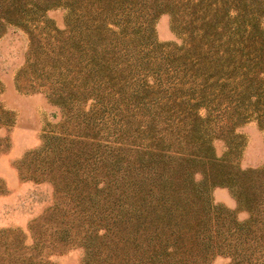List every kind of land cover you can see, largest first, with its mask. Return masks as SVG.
Listing matches in <instances>:
<instances>
[{
	"label": "trees",
	"instance_id": "trees-1",
	"mask_svg": "<svg viewBox=\"0 0 264 264\" xmlns=\"http://www.w3.org/2000/svg\"><path fill=\"white\" fill-rule=\"evenodd\" d=\"M55 7L62 29L44 18ZM161 14L178 43L156 41ZM9 25L28 36L15 90L60 113L22 154L32 167L13 166L54 196L23 264H47L33 258L54 240L82 247L84 264H264V169L211 146L238 154L236 126L264 131V0H0V37ZM14 120L0 100V130ZM214 186L247 217L213 204Z\"/></svg>",
	"mask_w": 264,
	"mask_h": 264
},
{
	"label": "rangeland",
	"instance_id": "rangeland-1",
	"mask_svg": "<svg viewBox=\"0 0 264 264\" xmlns=\"http://www.w3.org/2000/svg\"><path fill=\"white\" fill-rule=\"evenodd\" d=\"M66 17L67 12L62 7L51 8L44 13V18L59 29L65 27ZM153 29L157 42H179L170 29L167 14H161L156 19ZM27 45L28 36L23 29L6 26L0 37V100L6 108L13 111L15 121L10 129L0 130V160H4L2 170L6 167L12 169L14 166L21 174L32 167L31 164L28 165L29 154L24 159L23 156L20 159L21 155L26 150L40 147L45 140L44 136L49 130H54L60 117L58 108L47 102L41 93L23 94L14 88V73L23 66ZM18 83L21 87L27 85L28 81L23 74ZM234 134L239 136L238 142L242 144L238 154L235 151L227 153L225 142L214 138L211 141L214 156L227 159L240 170L264 169V131L250 120L236 126ZM13 152L16 153L15 156ZM27 182L26 185L22 182L18 187L14 185L10 188L5 178L0 176V264H23V252L38 237L36 231L43 232L42 227L37 226L38 219L54 199L53 190L47 182ZM210 199L213 204H221L234 210L238 220L247 217V212L237 207L226 187H212ZM28 214L36 216L33 218L35 220H30L32 217L27 219ZM43 238L44 243L45 240L48 241L45 233ZM48 244L37 250L39 256L33 258L35 261H46L47 264H84L82 247L70 243L61 244L56 240ZM227 261V258L218 255L207 264H226Z\"/></svg>",
	"mask_w": 264,
	"mask_h": 264
},
{
	"label": "crops",
	"instance_id": "crops-1",
	"mask_svg": "<svg viewBox=\"0 0 264 264\" xmlns=\"http://www.w3.org/2000/svg\"><path fill=\"white\" fill-rule=\"evenodd\" d=\"M15 121V120H14ZM14 125V124H13ZM16 155V153H14L13 152V156H15ZM22 156V155H21ZM2 166H5L4 165V160L3 159H1L0 160V168L2 167ZM11 167V166H10ZM14 169V170H13ZM1 170H2V168H1ZM0 176L1 177H3V178H5V181H6V183H7V185L10 187V188H12L14 185H19V183H22V182H24L25 183V185L28 183L27 181H21V180H19V178H18V175H17V172H16V170H15V168L13 167L12 169L11 168H3V170H2V172L0 173ZM30 182H32V181H30ZM32 183H35V182H32ZM35 184H37V183H35ZM49 184V183H48ZM18 187V186H17ZM48 206V205H47ZM32 217V218H31ZM34 217H36V216H34ZM33 217V215L31 214H28V216H27V219H29V218H31V219H33L34 218ZM30 219V220H31Z\"/></svg>",
	"mask_w": 264,
	"mask_h": 264
}]
</instances>
